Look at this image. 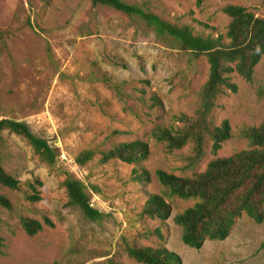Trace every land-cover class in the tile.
<instances>
[{"label": "rangeland", "instance_id": "rangeland-1", "mask_svg": "<svg viewBox=\"0 0 264 264\" xmlns=\"http://www.w3.org/2000/svg\"><path fill=\"white\" fill-rule=\"evenodd\" d=\"M126 1H146L163 18L214 36L228 29L230 17L223 10L228 4L264 18V0ZM208 75L206 55L158 38L139 18L112 7L91 0H0V119L24 121L48 139L63 167L86 184L93 206L106 213L101 221L86 219L68 203L56 170L26 138L2 130L0 164L20 180V188L0 185L12 203L11 209L0 206V264H110L111 259L142 264L128 255L127 245L165 246L182 264H264V220L243 214L227 238L193 248L182 241L174 218L194 200H169L172 214L166 220L142 214L148 195L163 190L158 169L198 174L212 159L248 148L243 131L264 122L263 55L253 81L233 73L237 90L227 89L217 99L213 122L228 119L232 127L217 154L211 140L200 159L191 142L172 151L157 142L155 126L181 125L175 115L196 113ZM136 139L149 144L140 163L100 161L101 151ZM85 149L95 156L79 165L75 157ZM134 169L146 170L149 178L137 181ZM29 182L40 200L27 198L34 193ZM22 217L42 221L43 229L27 234Z\"/></svg>", "mask_w": 264, "mask_h": 264}, {"label": "trees", "instance_id": "trees-1", "mask_svg": "<svg viewBox=\"0 0 264 264\" xmlns=\"http://www.w3.org/2000/svg\"><path fill=\"white\" fill-rule=\"evenodd\" d=\"M48 2L49 0H43ZM94 5H106L137 17L151 28L161 39H172L181 48L195 55L204 54L209 64L207 81L200 90L199 108L193 116L185 113L174 118L181 125L155 126L152 136L172 151L193 143L195 157L200 159L205 153L208 140H211L213 154L222 144L231 138L232 127L228 119L219 125L213 122V111L219 96L226 90L236 91L237 85L231 75L238 74L251 82L255 68L264 55V18L256 16L243 5L228 4L224 12L230 17L226 33L205 34L197 32L187 23L171 22L152 11L144 1L140 4L126 0H91ZM204 0H197L201 4ZM119 95L122 94L118 92ZM8 130L19 134L33 147L42 161L56 170L64 186L68 203L79 207L83 216L92 221H101L106 213L93 206L86 184L63 167L59 153L48 139L34 133L29 125L11 118L0 119V131ZM249 147L231 156L212 159L207 168L193 176H179L164 169H158L156 176L163 187L161 193H150L146 199L142 214L160 220L168 219L172 214L169 200L177 197L194 200L195 203L175 215V222L182 228V241L193 248H200L206 240H223L229 236L238 218L243 214L256 222L264 220V122L243 131ZM149 154V144L141 139L122 141L101 151L100 161L107 163L118 159L130 164H138ZM93 149L82 150L75 162L86 164L93 159ZM137 181L149 178L146 170L133 171ZM38 184L41 181L36 180ZM34 193L27 196L31 201L40 200L39 191L34 183H28ZM0 185L19 189L20 180L0 164ZM0 206L11 209L10 199L0 193ZM45 223L53 222L46 218ZM21 224L25 232L35 235L44 224L42 221L22 217ZM3 238L0 236V250ZM127 253L142 264H182L181 257L165 246L127 245ZM110 264H124L110 260Z\"/></svg>", "mask_w": 264, "mask_h": 264}]
</instances>
